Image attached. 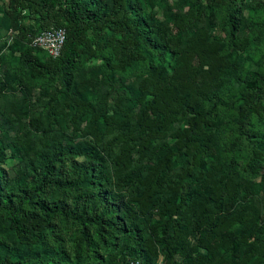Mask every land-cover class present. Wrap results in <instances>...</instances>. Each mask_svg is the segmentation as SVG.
Segmentation results:
<instances>
[{
    "label": "trees",
    "instance_id": "obj_1",
    "mask_svg": "<svg viewBox=\"0 0 264 264\" xmlns=\"http://www.w3.org/2000/svg\"><path fill=\"white\" fill-rule=\"evenodd\" d=\"M129 261L264 264V0H0V264Z\"/></svg>",
    "mask_w": 264,
    "mask_h": 264
},
{
    "label": "built area",
    "instance_id": "obj_2",
    "mask_svg": "<svg viewBox=\"0 0 264 264\" xmlns=\"http://www.w3.org/2000/svg\"><path fill=\"white\" fill-rule=\"evenodd\" d=\"M65 42V32L63 30H51L36 37L33 44L42 47L50 56L56 58L60 55ZM126 264H140L137 261H129Z\"/></svg>",
    "mask_w": 264,
    "mask_h": 264
},
{
    "label": "rangeland",
    "instance_id": "obj_3",
    "mask_svg": "<svg viewBox=\"0 0 264 264\" xmlns=\"http://www.w3.org/2000/svg\"><path fill=\"white\" fill-rule=\"evenodd\" d=\"M163 4L166 5V3H163ZM164 5H163V6H164ZM161 14H162V13H161Z\"/></svg>",
    "mask_w": 264,
    "mask_h": 264
}]
</instances>
